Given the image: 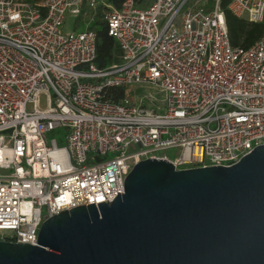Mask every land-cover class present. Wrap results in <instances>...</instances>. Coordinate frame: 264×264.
<instances>
[{
	"label": "built area",
	"instance_id": "2783aa9c",
	"mask_svg": "<svg viewBox=\"0 0 264 264\" xmlns=\"http://www.w3.org/2000/svg\"><path fill=\"white\" fill-rule=\"evenodd\" d=\"M226 1L236 18L264 23V0H125L104 11L122 58L101 70L96 31H65L98 0H0V241L36 246L48 219L123 195L139 162L231 167L264 145V33L232 47ZM135 87L165 94L166 110L149 92L140 103L153 106H137ZM63 129L64 145L49 141ZM171 149L174 161L161 155Z\"/></svg>",
	"mask_w": 264,
	"mask_h": 264
},
{
	"label": "water",
	"instance_id": "95a60500",
	"mask_svg": "<svg viewBox=\"0 0 264 264\" xmlns=\"http://www.w3.org/2000/svg\"><path fill=\"white\" fill-rule=\"evenodd\" d=\"M0 264H264V145L231 167L139 162L123 195L48 219L36 246L0 241Z\"/></svg>",
	"mask_w": 264,
	"mask_h": 264
},
{
	"label": "trees",
	"instance_id": "16d2710c",
	"mask_svg": "<svg viewBox=\"0 0 264 264\" xmlns=\"http://www.w3.org/2000/svg\"><path fill=\"white\" fill-rule=\"evenodd\" d=\"M30 3H36L39 0H26ZM125 0H98L97 18L91 22L94 24L97 33V56L95 65L97 68L103 70L114 65H118L121 62L122 53L116 41L108 35L106 23L102 20L103 12L118 10L122 7ZM152 0H136L139 7L145 8L150 5ZM230 1H226L223 4V12L225 13L226 24L230 37V42L234 48L250 49L252 48L263 36L264 23L250 24L246 20L236 18L228 10V4ZM85 10V9H84ZM88 10V9H87ZM101 19V20H100ZM90 24V23H89ZM83 26V24H82ZM101 27V28H100ZM93 29V28H92ZM108 95L114 102H121L125 97V91L110 90Z\"/></svg>",
	"mask_w": 264,
	"mask_h": 264
},
{
	"label": "rangeland",
	"instance_id": "374dc122",
	"mask_svg": "<svg viewBox=\"0 0 264 264\" xmlns=\"http://www.w3.org/2000/svg\"><path fill=\"white\" fill-rule=\"evenodd\" d=\"M97 9L96 10H87L85 9L83 13V16L75 19V18H68L67 20V24H66V27H65V31L66 32H73V31H81L83 30L84 28H88V29H92L96 31V28L98 29L99 27H94V24L91 23L93 21V19L95 20L97 18ZM106 11V10H105ZM101 20V19H100ZM103 20V19H102ZM90 23V24H89ZM83 24V26H82ZM101 28V27H100ZM137 88V90L134 92V89H132V92H130L128 95H130L129 99H131V101H133L137 106H147V107H152L153 105L151 104H148V103H145V104H142L140 103L141 102V99H143L142 96L145 95V93H150L155 99H156V105L158 104H161L162 105V109L163 110H166V95L157 91L156 89H147V90H143V89H138L139 87H135ZM155 107V106H154ZM153 107V108H154ZM68 131L67 130H60V131H57L56 133L50 135L49 137V141H52V139H57L58 140V145L62 146L64 145V138L66 136V133ZM60 135H63L62 138H59ZM180 154H181V151L179 149H171V150H168L166 152H163L161 153V155H165L167 156L170 160H176L180 157Z\"/></svg>",
	"mask_w": 264,
	"mask_h": 264
}]
</instances>
